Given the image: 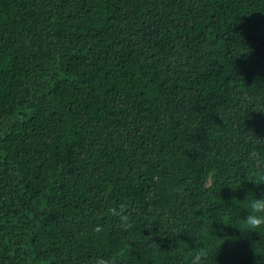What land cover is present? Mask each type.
<instances>
[{
	"label": "trees",
	"instance_id": "1",
	"mask_svg": "<svg viewBox=\"0 0 264 264\" xmlns=\"http://www.w3.org/2000/svg\"><path fill=\"white\" fill-rule=\"evenodd\" d=\"M258 175L264 0H0V264H264Z\"/></svg>",
	"mask_w": 264,
	"mask_h": 264
},
{
	"label": "clouds",
	"instance_id": "2",
	"mask_svg": "<svg viewBox=\"0 0 264 264\" xmlns=\"http://www.w3.org/2000/svg\"><path fill=\"white\" fill-rule=\"evenodd\" d=\"M247 179L257 185L264 184V175L249 176ZM243 201L249 213L246 218H243V232L264 231V196L256 197L254 193L250 192ZM107 213L118 221L121 229L128 230L132 227L131 212L126 204L121 203L119 206L109 207ZM94 231L99 233L102 231V228L98 226ZM210 257L211 254L205 246L197 247L190 256L189 264H207L211 260ZM94 264H116V258L114 256L98 257L94 261Z\"/></svg>",
	"mask_w": 264,
	"mask_h": 264
}]
</instances>
